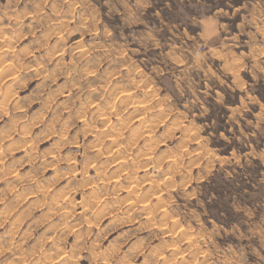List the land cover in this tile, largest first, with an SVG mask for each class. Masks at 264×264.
Segmentation results:
<instances>
[{"label":"clouds","instance_id":"9594fccd","mask_svg":"<svg viewBox=\"0 0 264 264\" xmlns=\"http://www.w3.org/2000/svg\"><path fill=\"white\" fill-rule=\"evenodd\" d=\"M180 2L195 9L177 13L185 31L150 21L145 11L153 0H0V264H264V149L249 153L239 174L231 155L254 143L249 137L264 136V103L244 92L240 76L264 79V0H235L232 16L213 12L211 0ZM227 3L232 11L233 0ZM165 31L172 35H161ZM213 57L222 63L215 65ZM228 73L244 103L224 125L204 120L208 110L201 104L200 83ZM141 84V92L152 88L142 99L157 98L153 115L129 128L143 113L124 115L130 101L116 100ZM216 99L224 105L223 96ZM249 105L259 106L255 122L244 118ZM114 107L122 119L104 133V118ZM165 118L167 126L154 139L139 143ZM89 135L93 139L86 142ZM109 135L122 142L118 158L127 161L115 173L105 159L113 148L106 143ZM49 138L51 145L40 150ZM169 140L176 143L155 150ZM28 145L24 157H14ZM77 146L82 150L73 151ZM93 165L97 175L89 177ZM149 167L150 173L137 175ZM52 168L53 175L45 176ZM125 170L126 185L150 181L151 187L115 198L120 186L109 189L101 182ZM16 171L22 174L13 180ZM202 180L232 185L233 194L224 198L227 218L208 207L218 197L215 192L202 197L207 189ZM75 192L84 196L80 206L95 213L87 221L73 223ZM154 193L163 199L140 208ZM32 196L39 199L27 203ZM65 196H72L66 204ZM129 200H135L132 207ZM105 219L100 232L73 231Z\"/></svg>","mask_w":264,"mask_h":264},{"label":"rangeland","instance_id":"374dc122","mask_svg":"<svg viewBox=\"0 0 264 264\" xmlns=\"http://www.w3.org/2000/svg\"><path fill=\"white\" fill-rule=\"evenodd\" d=\"M211 3H212V11L213 12H217V11H220L222 9L223 11L228 12L229 16H232V13L238 7V5L235 3V0H233L232 6H231L232 11H229V5L227 3V0H211ZM180 9H183V11L186 13H194L195 12V9L191 5H188V7L185 8L184 4L181 3L180 0H153L151 7L146 9L145 15L157 27H165V26L170 27L171 25H176V27L179 31H185V28H184V26H182L180 24L179 17L177 15V13L180 11ZM116 19L118 22V17ZM233 19H235V17H233ZM136 27L142 28L143 25H137ZM161 35L168 37V36L172 35V32L165 31V32L161 33ZM157 51H159V50L157 49ZM237 51H239V50H237ZM213 60H214L215 65H220L222 63V61L217 57H213ZM200 75L202 76L203 73H201ZM240 76L243 80V83L247 86L245 88L244 92H247V94L249 96L255 95L257 100H260L261 103H264V79L254 78L251 73H244V72H242L240 74ZM117 78H119V77H117ZM233 79H234L233 75L231 73H228L221 80L217 81L214 78L213 81L200 83L199 96H200L201 104L204 108H206L208 110V116L203 117L204 120L214 119V120H217L221 125H224V124H226L228 117L231 115V110L233 108L239 106L240 104L244 103V100H243L244 93L241 91V89L235 88V90H233V86H232V80ZM34 83H36V82H34ZM141 87H142V84L139 85L137 87V89H134L132 91H127V94H130L131 96L135 95V96H132V98L135 100V102L138 101V98L140 99L144 96L143 95L144 93L139 90ZM248 88H251L252 91L248 92ZM206 89L208 90V92H207V96L205 97L204 93H205ZM129 92H131L132 94ZM124 94H126V92H121L119 97L123 96ZM20 95H23V93H21ZM218 96H223L224 105H221L218 102V100L216 99V97H218ZM119 97H117V100H116V103H118V104H119ZM155 98L153 97L151 100H148V104L146 106H148L149 109H147V112H143V114L141 115V118L139 116V117H137L136 120H133L128 125L129 128L135 127L136 124L143 123L144 121L148 120L150 116L153 115L151 106L153 103H155V101L157 99V98L156 99ZM193 99H195V97ZM36 107H39V106L33 105V108H36ZM249 109H250V111L245 113L244 118H245V120L251 119L253 122H255L258 119V114L260 111L259 106L258 105H249ZM252 109H255L256 114L253 113ZM124 110H125L124 115H127L129 112H131L132 109H131V106H128V108L126 107ZM21 111L23 112L26 110L22 109ZM112 112L113 113H112L111 117H107V118L105 117L106 121L108 122L106 124V126L104 127L105 132L106 131L108 132L110 130V127L111 128L113 127L112 124H114L115 122L122 119L121 116H120L121 118H119V116H117L116 114L114 115V113H117V108H113ZM49 115H51V114H49ZM197 115H198V113H197ZM5 118H7V117H5ZM48 119H49V116H45L44 122L46 123L48 121ZM137 121H140V122H137ZM81 123H84V121H81ZM167 124H168V119L165 118L164 120H162L159 123L157 131L147 132L145 134V136L143 138H141L139 143H143L144 140L154 139V137L159 134V131H162L167 126ZM221 130H223V128H221ZM36 131H39V128H37ZM96 131L97 132L100 131L99 127H97ZM120 135L126 136L127 132H122V133H120ZM89 137H90V135L86 138V142L92 140ZM107 138H116V136L109 135V136H107ZM249 139L251 141H254V143H250L246 147L242 146L243 151H242L241 155H237L236 152H234V151L231 153V155L233 157H235L236 171L238 174L240 172L244 171V169L240 168L239 166L243 163V159L247 158L249 156V153H252L254 150L256 152H259L261 149H264V136L253 135V136L249 137ZM118 142H119V145H117V147L115 148L116 150L114 149V151L112 150V152L107 154L105 156V159L108 158L107 160L112 162V160L114 161L117 153L120 154L123 151L122 142L121 141H118ZM51 143H52V139L51 138L47 139L46 141H44L43 143H41L39 145L40 150H46L48 148V146L51 145ZM106 143H107V141H106ZM175 143H176V140H169L168 143H160L158 148L155 150L156 151L163 150L164 148H168L172 144H175ZM138 147H139V144H137L133 148V152H135L136 148H138ZM29 148H31V145H28L25 148L21 149L20 151L15 152L14 157H16V158L24 157L25 152H27ZM78 148H79V146H77L76 149H74L73 151L78 152V150H80V151L82 150V149H80V148L78 149ZM101 150H103V148H101ZM119 154L117 155L118 157H119ZM148 157H146V160L149 159L148 161H151L153 158L152 156H148ZM52 159H55V157H52ZM218 159H220V158L218 157ZM227 159L228 158H224L223 160H221V163L219 165L221 168L225 167L224 161ZM120 160L123 161V166L125 164H127L126 160L124 161V159H122V158H120ZM251 160L253 163H257V164L259 163V157L255 156V155H253L251 157ZM28 167H30V165L26 166L22 171L27 172ZM262 167H264V166H262ZM110 168H111V172L115 173V171L118 169V165L116 163L112 162ZM214 170L215 169H213V171ZM254 170L255 169H253L251 167L248 168L249 172H252ZM151 171H152L151 168H146L144 170H137V175L138 176H144L146 172L150 173ZM18 172H19V175H17V174L13 175L11 178L15 180L17 177H20L22 173H21V171H18ZM54 172H55V168L49 169L45 172V176L51 177ZM96 175H97L96 167H95V165H93V167L88 172V176L89 177H95ZM128 175H129L128 171L125 170L121 176L113 175L112 179L102 181L101 183H104V184L107 183V185H108L109 182L112 181L113 184L110 187H108L109 189H111L113 185H119L120 186L119 192L116 193L115 198L124 197L125 195L128 194L127 192L131 193L133 191L132 190L133 188L131 187V185H126L125 180H124V177H126ZM209 175L211 176V173H209ZM225 175H228V174L225 173ZM236 178L237 177L229 176V179H232V180H235ZM239 178L241 180H247L248 179L247 176H241ZM76 179L77 180L80 179L79 165H77ZM167 180H168V177H164V179L159 182V186L163 187L164 183ZM66 182L67 181L65 180L64 183H66ZM34 183H35V181H34ZM201 185L202 186L207 185V189H204L202 191V197H207V195H209L211 192H215L217 194V197H218V199L215 202L209 204L208 207L217 209L218 210L217 215L220 216L221 219L227 218L229 215V209L224 204V198H225V196H229V198H230L231 195L233 194L232 185H230L228 183L209 184L207 180H202ZM0 187H3V181H0ZM148 187H151L150 181H146V182L142 183L140 186H137L136 192L142 193L145 190V188H148ZM87 190L91 191V186H89V188ZM188 190L190 191L191 189L189 188ZM52 191H54V189H51V188L48 189V195H51ZM155 195H157V197L159 199H163L164 194L154 193L152 196V199L147 202L145 209L151 208L152 204L155 203L157 200H159L157 197H155ZM244 195H248L247 189H245ZM74 197H75L74 206H75L76 215L73 217V223H75L77 220H79L81 218H84V220L87 221L88 217L90 215H94L95 213H93L87 206H80L84 202V196L80 192H75ZM33 199H39V198L32 196L28 199L27 203H31V201ZM71 199H72V196H65L64 197V203L66 204ZM106 199H107V197L102 199L100 201V204L102 205ZM27 203H26V206H27ZM144 203H146V202H144ZM58 207H62V205H58ZM98 207H99V205H98ZM82 209H83L84 213L82 212ZM106 224H108L107 219L103 220L102 223L97 224L95 226L92 225L91 223H85L84 227L78 226L77 228H74L73 231L74 232H75V230L76 231H83L84 228H88V229L93 230L94 232H100V230L102 228H104V226ZM181 230L183 231V229H181ZM114 235H115V233H112L111 235H106L105 244H107V242L109 240H111ZM69 242H71V240Z\"/></svg>","mask_w":264,"mask_h":264},{"label":"bare ground","instance_id":"6f19581e","mask_svg":"<svg viewBox=\"0 0 264 264\" xmlns=\"http://www.w3.org/2000/svg\"><path fill=\"white\" fill-rule=\"evenodd\" d=\"M152 91V88L151 87H149L148 88V90H147V92H143L144 94V96L145 95H147V93H150ZM129 93H131V92H129ZM132 94V93H131ZM132 96H135V95H132ZM132 96L130 95V94H127V92H126V94H124L123 96H121V97H119V102H120V100L121 99H127V100H129L130 101V103H128L127 104V108H128V106H131V112H140V113H143V112H147V109H149V107L148 106H146L147 104H148V100L146 101V100H144V99H142V98H138V101L137 102H135V100L132 98ZM143 96V97H144ZM135 98V97H134ZM155 98V97H154ZM156 99V98H155ZM152 102V101H151ZM118 104V103H117ZM151 105V104H150ZM152 107V106H151ZM115 108V107H114ZM125 111V110H124ZM113 113V112H112ZM150 113V112H149ZM116 113H114V115H115ZM118 116V115H117ZM116 116V117H117ZM139 117V116H138ZM107 118V117H106ZM106 118H104V120H106ZM119 118H121L120 116H119ZM140 118H141V115H140ZM136 119H137V117H136ZM135 119V120H136ZM139 119V118H138ZM140 120V119H139ZM137 122H140V121H137ZM108 122L106 121V123L104 124V127L106 126V124H107ZM111 124V123H110ZM109 124V125H110ZM112 126H113V124H112ZM105 129V128H104ZM110 129H111V127H110ZM151 132V131H150ZM104 133H107V131L105 132L104 131ZM149 135V134H148ZM90 139H93V136H91L90 135ZM107 143L108 144H111V145H113V148H112V150L114 151V149L117 147V145H119V142H118V140L116 139V138H107ZM121 145V144H120ZM76 149V148H75ZM79 149V148H78ZM118 149V148H117ZM98 151H103V150H101V148H99V149H97ZM112 150H111V152H112ZM116 150V149H115ZM78 151H80V150H78ZM116 154V153H115ZM119 153H117V155H118ZM116 155V157H115V159H114V161L112 160V162H114V163H116L117 165H118V169H120L122 166H123V161H121L120 160V158H118V156ZM149 158V157H148ZM108 159V158H107ZM149 160V159H148ZM125 161V160H124ZM112 164V163H111ZM126 165V164H125ZM150 168V167H149ZM150 170V169H149ZM146 171V170H145ZM142 172V171H141ZM149 173V172H148ZM131 185V187L133 188L132 190V192L130 193V194H132V193H134V192H136L137 191V184L136 183H132V184H130ZM140 186V185H139ZM127 194V193H126ZM128 196H130L129 194H127L125 197H128ZM155 197H157V195H155ZM161 197V196H160ZM158 198V197H157ZM159 199V198H158ZM156 201V200H155ZM148 202V201H147ZM147 202L146 203H141L140 205H139V207L140 208H142V209H145V206L147 205ZM128 204H129V207H132L134 204H135V200H129V202H128ZM146 209H149V208H146ZM84 213V212H83ZM76 231V230H75ZM182 231V230H181Z\"/></svg>","mask_w":264,"mask_h":264},{"label":"crops","instance_id":"0c3cea01","mask_svg":"<svg viewBox=\"0 0 264 264\" xmlns=\"http://www.w3.org/2000/svg\"><path fill=\"white\" fill-rule=\"evenodd\" d=\"M89 138H90V137H89ZM0 166H2V165H0ZM16 174H17V175H19V172H18V171H16V172H14V173H13V175H16ZM13 175H12V176H13ZM13 180H14V179H13ZM112 184H113V183H112V181H111V182H109V184H108V185H107V183H105V185H106V187H107V188H108V187H110ZM127 193H128L129 195H131L129 192H127ZM125 196H126V195H125ZM125 196H124V197H125ZM43 198H45V199H46V197H43ZM82 212H83V209H82Z\"/></svg>","mask_w":264,"mask_h":264}]
</instances>
